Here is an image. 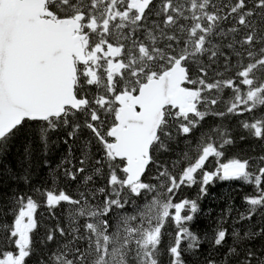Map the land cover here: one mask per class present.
I'll return each instance as SVG.
<instances>
[{
	"label": "snow or ice",
	"instance_id": "6c2138e0",
	"mask_svg": "<svg viewBox=\"0 0 264 264\" xmlns=\"http://www.w3.org/2000/svg\"><path fill=\"white\" fill-rule=\"evenodd\" d=\"M0 264H264V0H0Z\"/></svg>",
	"mask_w": 264,
	"mask_h": 264
}]
</instances>
